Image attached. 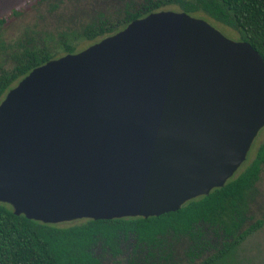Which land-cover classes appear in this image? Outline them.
<instances>
[{"label": "water", "instance_id": "water-1", "mask_svg": "<svg viewBox=\"0 0 264 264\" xmlns=\"http://www.w3.org/2000/svg\"><path fill=\"white\" fill-rule=\"evenodd\" d=\"M264 60L161 9L35 66L0 99V202L43 223L157 216L234 176Z\"/></svg>", "mask_w": 264, "mask_h": 264}, {"label": "trees", "instance_id": "trees-1", "mask_svg": "<svg viewBox=\"0 0 264 264\" xmlns=\"http://www.w3.org/2000/svg\"><path fill=\"white\" fill-rule=\"evenodd\" d=\"M167 5L192 16L202 13L235 30L238 40L247 41L264 60V0L128 2L112 17L96 18L78 31L60 33L51 46L50 37L29 28L6 40L2 35L5 18L0 17V61L6 62L0 66V99L35 66L78 51L79 40L91 44ZM263 166L264 138L249 162L222 186L157 216L43 223L15 215L0 202V264H173L179 245L188 262L215 264L264 221L262 194L256 185Z\"/></svg>", "mask_w": 264, "mask_h": 264}, {"label": "rangeland", "instance_id": "rangeland-1", "mask_svg": "<svg viewBox=\"0 0 264 264\" xmlns=\"http://www.w3.org/2000/svg\"><path fill=\"white\" fill-rule=\"evenodd\" d=\"M133 1L139 0H0V17L5 18L2 25V35L6 40L15 39L29 28L39 33V36L50 37L48 43L51 46L55 44L60 33L69 34L78 31L81 25L96 18L112 17L125 3ZM13 9H17V11L12 13ZM162 9L177 10L174 5L163 6ZM193 16L204 19L225 37L238 40V34L235 30L210 20L202 13H195ZM89 43V41L79 40L76 43V49L80 50ZM1 61L0 66H5L6 62ZM263 138L264 124L253 137L245 159L234 175L249 162L255 147ZM256 185L262 194L261 204L264 207V166L261 168ZM127 248H125L124 253L128 252ZM182 251L183 245L177 246L173 264L197 263V261L188 262ZM105 263L107 264V262ZM122 263L128 264L126 261ZM215 264H264V221L259 228L247 234L222 260Z\"/></svg>", "mask_w": 264, "mask_h": 264}]
</instances>
